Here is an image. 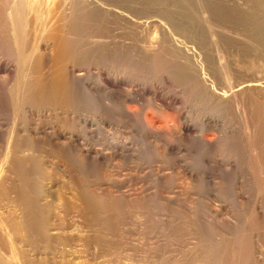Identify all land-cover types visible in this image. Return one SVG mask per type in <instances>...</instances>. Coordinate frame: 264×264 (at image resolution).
Returning a JSON list of instances; mask_svg holds the SVG:
<instances>
[{"label":"rangeland","instance_id":"obj_1","mask_svg":"<svg viewBox=\"0 0 264 264\" xmlns=\"http://www.w3.org/2000/svg\"><path fill=\"white\" fill-rule=\"evenodd\" d=\"M220 2L219 15L215 0H194L207 25L203 40L176 27L178 0H132L134 19L156 20L133 28L111 16L64 26L83 40L82 55L67 73L73 78L83 69L88 88L70 84L61 105L44 99L14 106L20 94L13 95L11 84L17 73L13 49L0 41V63L9 67L0 71V176L6 188L24 187L31 197L50 191L37 210L58 226L52 237L73 239L71 246L53 242L48 248L30 227L16 238L4 226L21 210L0 204V218L7 221L0 225L3 246L16 242L29 259L47 255L55 257L52 264H264V91L250 89L220 101L211 90L251 80L264 85V43L251 40L243 26L247 0ZM7 26L0 37L9 36ZM94 79L104 89L96 91ZM108 86L134 93L133 102L123 103L131 117L119 112L118 90L107 94ZM29 107L39 125L77 136L56 145L44 137L29 139ZM77 117L91 122L78 123ZM19 142L33 144L35 151L24 145L13 155ZM9 158L26 159L14 168ZM79 190L100 197L108 208L79 214Z\"/></svg>","mask_w":264,"mask_h":264},{"label":"bare ground","instance_id":"obj_2","mask_svg":"<svg viewBox=\"0 0 264 264\" xmlns=\"http://www.w3.org/2000/svg\"><path fill=\"white\" fill-rule=\"evenodd\" d=\"M131 1L132 0H0V28H1L0 30H1V32L6 31L5 29L2 31V27L6 26V25H8L7 27L9 28V29L6 28L9 30V32H8L9 36L3 35L5 37L4 39H2L3 36H1L0 39H2V40H0V41H2V42L4 41L2 44L5 43V45H7V47L9 46L13 49L12 50V52L14 54V56H12V57H14L13 64H14V67L16 68L15 70L17 73H16V75H14L15 77L13 78L11 84L13 83L12 87L14 88L13 95H14V93H16L15 91H17L18 94H20V97H17V98L15 97V99H18V100L15 101L14 106L19 107V104L21 105L22 102H32L30 104L35 105L36 103L43 101L44 99H46V100L48 99L49 101H51L52 103H54L56 105H58V104L61 105V104H64L66 101L67 94L69 91L68 88H69L70 84H74V82H77L75 84H77L78 86L85 89L87 87V86H85V83L87 80L85 78L86 76H85V73L83 72V69H77L76 70V72L73 76V78L75 77L76 79L70 78L69 74L67 73L68 64L75 62V60L80 56L79 54L82 55L83 51L80 49L81 47H79V46L81 45L80 42H82L83 40L81 38L77 39V37H74V35L71 36L72 30H70L69 28H67L68 30L67 29L64 30V26L69 25L71 28L72 26L74 27V25H76V23L78 21L84 22V20H86L87 18L93 19V18H101V17H105V16H111L114 19L124 21L127 24L128 28H133V27L138 26V25H144L148 22L150 23V21H153V22L156 21L155 19L148 18V17L145 20L134 19L133 15L131 14L130 10L128 9L129 8L128 3H130ZM156 1L162 2L164 0H156ZM205 1H208V0H205ZM263 1L264 0H247L248 8H246V11H245L246 15L245 14H243L245 16L241 15L242 17H244V19H242V20L246 19V21L243 22L239 18L242 21L243 26L245 25V27L247 28L246 30H248L251 40L258 42L260 44L262 42L264 43V16L262 15L263 16L262 17L260 15V12H259L262 9H264V2ZM179 3H181V5L177 6V8H180L177 13L181 17V20H180L179 24L176 25V27H178L184 33L188 34L189 35L188 37H192V38L197 39V40H203L205 32L207 31V25H206L205 21L203 20V17L200 14H197L196 9L194 8V6H196L194 3V0H178V4ZM206 4H208V3L206 2ZM171 5L174 6V2ZM212 5H213V8L216 10L217 13L219 12L220 14H223L222 12H223L224 8H223V5L220 2V0H215V3ZM27 12H28V15H30L29 12L32 14V18H30L31 16L27 15ZM262 12H264V10H262ZM247 14L249 15V18H247L248 17ZM26 16H28L29 21L33 22L34 27L31 25L32 23H29L28 18ZM101 19H103V18H101ZM156 24H157V22H156ZM79 26H78V28H82ZM30 27L33 28L30 31L33 30L35 32V36L31 40H30V38L28 39L27 38L28 36L26 35V34H29L27 31H29L28 29ZM33 31H32V33H33ZM84 31H80V32H84ZM36 32H40L42 34V36H40L41 34L39 35V33H38V35L41 38H39V39L36 38V35H37ZM5 33H7V32H5ZM39 36H37V37H39ZM80 40H82V41H80ZM164 47H166V46H164ZM166 49H170V51L175 52V50L173 48H166ZM176 52H175V56L179 57V55H177ZM178 53H179V51H178ZM2 55H4V54H2ZM9 56H10V54H9ZM5 58H8V57H5ZM79 59H81V58H79ZM74 64H76V63H74ZM187 66L188 65H186V67ZM79 67H81V66H79ZM189 68H190V66H189ZM7 69H9V67L6 64L0 63V71H5ZM91 81H93V80L91 79ZM257 81H255V80L242 81L240 83H236L235 85H231V86H228L224 89H220L219 90L220 92H214L216 89H214V90L211 89V90H212V93L216 97H218V99H220V101H221V100H226V99L230 98L231 96H235L236 94H238L240 92L243 93V91L250 90V89H256L258 91H264V85L261 84L259 81L258 82ZM94 83H95L96 91L98 90V88L104 89V87H103L104 83L101 82L99 79L98 80L94 79ZM91 84H93V83H91ZM107 88L109 89V90L106 89V90H108L107 94L113 93L115 90H118L114 93L122 101V103H120L122 105V107H119V112L123 113L124 115H126L128 117H131L133 114L127 109V107H125V105L123 106V103L133 102L134 97H136L134 95V93H132L131 90L130 91L125 90V93H122L121 88L116 89L114 87V89H111V87H109V86ZM211 88H213V86ZM11 90H12V88H11ZM102 94H104V93H102ZM15 95H17V93ZM15 99H13V100H15ZM37 105H39V104H37ZM26 112H29L28 113L29 125L25 131H27L26 133L28 135V138L31 136V138H32L31 140L35 139V141H36L37 139H41V138L43 139V137H44L45 142L47 140V142L49 144L56 145L57 143L58 144L60 142L62 143V140H64V139L71 141L72 136H77L74 134H71L70 136H66L65 135L66 132L65 133L52 132V127L50 125L49 126L48 125L43 126L40 124L41 125L40 126L39 123H37L36 119L34 121V119L31 117V115L33 116L34 110L31 107H29ZM35 118H36V116H35ZM51 120H53V119H51ZM78 120H79V122L81 121L82 123L91 122L88 119H80L79 117H77V122H78ZM145 126H147V124ZM0 127H1V125H0ZM147 128H151V127H147ZM192 128H193L192 126H186L185 127L186 131L187 130H193L194 128L193 129ZM4 130H5V128H4ZM152 132H154V130ZM13 135H14V133H13ZM37 142H38V140H37ZM104 142H105V140H104ZM27 144H21V142H19V144L17 145L18 147H17L16 144L14 143L15 147L12 148L14 150V152L12 154L15 155L16 153H19L21 151V149H23L22 147L24 145L30 147L29 149H31V152L35 151V149H34L35 147L33 148V146H34L33 144H28V145ZM63 144L65 145V143H63ZM49 146H50V148L52 147L51 145H49ZM20 147H21L20 150H16V148H20ZM104 148L109 149L108 147H104ZM101 150H104V149H101ZM91 151H92L91 148H88L86 150L87 153H90ZM121 151H122V149H121ZM100 154L103 155L104 153L103 154L100 153ZM106 154H107V152H106ZM13 155H11V156L13 158H15V156H13ZM20 158H22V156ZM9 159H11V158H9ZM17 159H19V158H16L15 159L16 161H12L13 159H11L9 161L7 160V162H9L10 165H12V167L15 168V167H18L19 165H21L26 158L23 160H18V161H17ZM9 168H11V167H9ZM227 171H229V170H227ZM10 173H12V172H10ZM4 182H6V180L3 179L2 176H0V204H5L6 206L11 205L13 207H16V208H18V210H21V213H20V216L13 217L10 221L8 220V223L5 226H4V223L7 221H4L0 218V225L4 226L8 230V232L16 238L18 236L21 238L24 237L25 232L30 227L29 230H33V231H29V232L36 231V234L38 233V234H41L43 236L42 238L44 240H46L45 243L47 244V247L51 243L52 244L56 243V244L61 245V246H71L70 242L73 239L61 238V236H59V237H57V236L52 237L51 236V235L55 234V232H53V231L58 229L57 228L58 226L54 227L53 226L54 224L52 225V223L54 221L52 223H50L49 220L51 218L48 220L46 218L48 216L43 217L38 212L40 210H37L38 207L40 208V206H37L40 203L39 201L43 200L42 199L43 197H49V196H47V194L50 191L44 190L41 194H39V197H37L38 194L37 195L34 194V195H36V197L34 196L35 197L34 198V197H31L33 195L30 196V194H28L25 191L27 189H24V187H23V189H22V187L20 189L18 188L19 190L15 191V189L12 188V187H14L13 185H8L10 187L6 188L7 185H4V184H8V183H4ZM13 192H14V194L15 193L16 194L11 197L10 194H12ZM75 194L77 197L76 199L81 202L80 203V206H81L80 210H78V211H80L79 214L91 212L89 209H91L92 207L94 209L95 208L97 209L96 206H98L100 208H104V209L107 207L106 205H104L105 202L100 197L95 198V199H93V198L91 199V197H90L91 195L87 196L86 192L80 191V190ZM2 229H4V228H2ZM51 230H52V232L49 233ZM59 230H61V229H59ZM27 234H29V233H27ZM1 236H2V234H1ZM95 240H98V239L94 238L93 241H95ZM3 241H5V240H3ZM93 241L91 240L90 242H93ZM2 242H1V237H0V264H10L9 258H12V257L15 258L19 263L22 262L21 264H52L53 261H55L54 260L55 257L49 258V257H46L47 255L37 257V259H39L41 257L39 259L40 262L37 261L36 258H35L36 260H31L28 258V254H27L28 250L19 249L15 245L16 242H15V244H11V245L8 244L9 247L3 246ZM53 242H55V243H53ZM3 243L6 244L5 242H3ZM41 243H43V242H41ZM26 246L30 247L31 243H30V245L27 244ZM50 247H51V245H50ZM31 251L36 252L35 253L36 255L41 254V252L38 253L39 250L37 251L36 249H32ZM5 252H7V254ZM89 252H87V254ZM85 253H86V251H85ZM90 254H92V253H90ZM5 255H7V256H5ZM36 255H35V257H36ZM62 256H64V255H62ZM61 263H64V262H61Z\"/></svg>","mask_w":264,"mask_h":264}]
</instances>
